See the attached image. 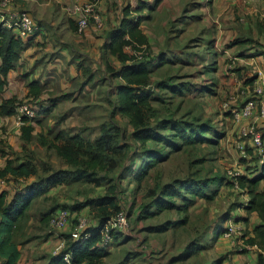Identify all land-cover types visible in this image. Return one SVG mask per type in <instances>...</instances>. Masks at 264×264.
I'll return each instance as SVG.
<instances>
[{
	"label": "rangeland",
	"instance_id": "1",
	"mask_svg": "<svg viewBox=\"0 0 264 264\" xmlns=\"http://www.w3.org/2000/svg\"><path fill=\"white\" fill-rule=\"evenodd\" d=\"M129 4L135 5L136 0H103L101 15L105 25L108 9H113L114 14L110 15L118 23L123 8ZM142 14H148V10ZM166 14L169 21L162 25L160 18L165 19ZM155 16V20L152 18L146 25L144 23L151 43L143 47V58L152 59L162 52L170 61L153 75L152 85L158 80L175 75L178 82L199 85L201 90L175 95L168 90L161 92L155 89L159 96L152 102L155 109L151 114V125L161 123L160 119L195 123L208 121L219 133L225 134V138L218 142L206 141L185 146L181 152L174 151L169 145L155 142L141 145L129 138L133 131L130 119L114 113L116 99L109 91L121 80L115 78L113 73L104 74V80L102 73H95L101 78L99 84L102 87L97 99L83 96L85 87L79 92L68 88L62 92L57 82L51 80V88L59 91L58 95L65 91L74 93L67 101L58 100L54 103L47 116H44L46 114L41 109L51 103L45 102L33 107L38 112L35 121L39 126L37 134L42 133L50 142L60 132L67 136L80 134L86 140L92 141L100 136L102 125L116 123L119 129L124 130L126 141L137 152H143L145 148H156L159 154L166 155V159L155 163L149 175L141 182H137L133 173L123 170L120 164L119 169L108 173L99 169L100 177L106 178L103 187L73 183L53 189L32 206V242L52 239L54 251L57 241L64 239L74 229L77 219L90 215L87 208L71 212V206L104 194L110 185L116 184L123 207L129 212L132 235L121 238L118 235L116 241L119 243L116 244L115 241L111 255L102 264H239L235 261L238 257L245 260L241 264H258V250L242 253L229 240L230 243L221 238L229 220L238 221L248 238L259 220L256 213L248 214L246 208L241 207L247 197L251 198L246 187L240 183L238 189L233 183L225 185L222 180L237 162L242 166L240 170L250 175L253 173L251 170L259 166L258 153L249 147L248 157L240 160V153L236 148L240 126L226 120L224 105L237 99V106H243L245 100L253 96L245 79L255 75L258 68H264L257 57H243L252 55L253 48H260L264 43V26L261 25L264 18V0H165ZM238 38L250 39V43L240 46L236 44ZM209 41L213 43L210 45ZM130 52L133 53V50ZM110 61L113 66L110 67L117 70L118 66L119 69V63L111 58ZM216 66L217 69H213ZM56 76L58 79L60 74ZM65 79L69 78L64 77L62 80ZM205 86L211 90L202 91ZM261 122L258 130H261L260 126L264 130V122ZM159 130L165 134H173L172 127L165 132ZM207 136L210 138V135ZM38 138L42 137L37 135L27 149L16 153L23 159L30 155L39 169L38 178H30L25 184L37 182L58 170H71L54 149L49 150L47 146H42ZM177 141L181 142L180 139ZM2 149L8 152L5 146ZM18 182L13 179L6 186L13 192L24 181ZM174 182H179L181 187L187 185L194 188L205 183L203 192L212 197L195 198L191 193L182 191L181 197L170 198L175 207L139 220L142 207L150 201L146 196L148 190L157 185ZM262 189L264 190V186ZM57 206L60 209L68 208L71 212L67 230H54L50 226V218L47 223L42 222L45 212L42 215L40 213ZM90 217L92 218L91 215ZM179 221L180 225L174 228ZM189 245L196 246V253L182 261H174Z\"/></svg>",
	"mask_w": 264,
	"mask_h": 264
},
{
	"label": "trees",
	"instance_id": "2",
	"mask_svg": "<svg viewBox=\"0 0 264 264\" xmlns=\"http://www.w3.org/2000/svg\"><path fill=\"white\" fill-rule=\"evenodd\" d=\"M159 3L156 2L155 6H158ZM148 6L149 4L144 0H137L135 6L132 7L129 4L124 7L118 26L109 34L105 44V52L109 53L120 64L118 71L109 66L114 77L121 80L113 91L116 98L114 113H119L130 119L133 131L130 133L129 138L141 145L155 142L169 145L168 147L174 151L181 152L185 146L206 141L218 142L225 138L226 135L219 133L208 121L195 123L160 119L161 123L158 122L155 126L151 125V114L154 113L155 109L152 102L154 99H158L157 97L159 96L155 89L161 92L168 90L175 95H179L186 92L193 93L201 90V87L190 82H178L175 75L158 80L155 85H152L155 69L161 63L157 64L155 59H149L148 57L138 59L134 55V52H139L142 47L149 45L148 37L140 27L144 19L142 12ZM134 13H138V15L134 16ZM74 21L76 20L74 19ZM94 25H90V27ZM261 25L262 27L264 26V18L261 21ZM262 32L264 33L263 30ZM24 43V39L18 36L13 29L5 28L0 24V99H2L0 102V118L15 116L18 106L23 102H28L33 107H37L34 104L35 102L29 100H18L16 97L10 99L2 98L8 86V76L12 71L16 70V65L25 49ZM208 43L211 45L213 41ZM248 43H250V39L247 38H238L236 41V44L240 46H245ZM261 45L260 48H253L252 55H243V57H257L264 67V43ZM128 49H132L133 53L128 52ZM169 61L167 60L165 64H169ZM213 69H217V66ZM256 77L257 72L245 80L246 84L252 85ZM27 88V98H38L42 94L40 84L36 81L29 83ZM250 88L253 96L247 98L245 103L248 100H254L257 103L256 106H259L262 96L254 93L253 86H250ZM208 90L211 89L206 86L202 88V91ZM224 115L226 120L233 124V116L226 111ZM249 121H252V119ZM260 122L263 123L264 119L258 121V128ZM27 123L21 127V138L25 149L33 142L35 131L34 126ZM118 127L116 123L102 125L100 136L92 141L86 140L80 134L67 136L62 132L58 133L54 141L50 142L47 147L54 149L57 156L71 170L55 171L39 181L17 190L10 202H7L8 192L4 191L0 194V261H2V264L18 263L20 251L12 239L13 232L15 227H17V222L23 219L34 200L47 195L55 188L73 183H83L98 188L103 187L106 178L100 177L99 169L106 170L108 173L119 169L121 165L123 170L126 169L133 173L137 182H141L149 175L155 163L166 159V155L162 156L159 154L156 148H145L143 152H137L136 148L133 149V146L126 141L124 130ZM169 127L173 129L172 135L159 132V129L164 132L168 131ZM260 129L264 136V130L261 126ZM207 135H210V138H207ZM177 139H180L181 142H178ZM42 143L46 145L45 140ZM26 157L27 159H23V162H20L22 158L18 155L8 159L6 166L0 169V180L5 179L7 176H11L15 180L30 177L38 178V167H36L30 155ZM240 160L243 159L241 158ZM251 171L253 172L251 176L240 179V183L246 187L251 197L249 204L246 206V211L248 214L256 213L260 224L255 227L253 236H250L247 242L251 245H258L264 251V190L261 189L262 185H264V166H256ZM224 179L222 181H224L225 185H232L227 176ZM178 183L157 185L155 188H150L146 195L150 201L142 207L138 219L153 217L175 207V203L170 198L181 197L182 191L191 193L195 198L211 199L212 197V195H207L203 192L205 183L198 185L196 188L187 185L181 187L180 183L178 187ZM57 208L59 207L57 206ZM84 208L88 209L93 218V223L86 230L87 238L73 242L70 240L71 235H66L67 247L65 252L71 256V264H102L103 260L110 254L108 248L101 245L100 230L124 208L122 199L118 195L117 185H110L104 194L76 203L71 206V212H79ZM61 209L68 208L63 207ZM61 209L57 210L56 207H53L47 210L43 214L44 220L48 222L49 218L51 219ZM179 225L180 221L173 227L177 228ZM118 235L120 238L122 236V234H117L116 239H118ZM195 253L196 246L189 245L174 261H182ZM257 262L258 264H264V254L262 252L259 253ZM47 264L67 263L62 256L52 255Z\"/></svg>",
	"mask_w": 264,
	"mask_h": 264
},
{
	"label": "crops",
	"instance_id": "3",
	"mask_svg": "<svg viewBox=\"0 0 264 264\" xmlns=\"http://www.w3.org/2000/svg\"><path fill=\"white\" fill-rule=\"evenodd\" d=\"M144 1L149 4V6L145 8V10H148V14H143L144 19L142 20L140 27L144 34L148 37L150 45L151 38L144 28L146 22H149V20L152 18L155 20V12H159V9H161L165 0H153L151 2L147 0ZM247 1L260 2L262 0ZM70 2H72V0H66V2L63 3H55L51 2L50 0L16 1L15 6L18 10L26 12L33 17L36 29L29 38L24 40L25 49L16 65V70L12 71L8 76V86L3 93V99L16 97L18 100H29L35 102L34 104L36 105L45 102L51 103L48 107H42L41 109L46 114L44 116H47L48 112H51V107L54 103H56L58 100L67 101L71 97V94L74 93H67L65 91L64 94L58 95L59 91L51 88V80H54V83L57 82V86H59L61 90L68 88L79 92L83 87H85L86 92H84L83 96H87L89 99L91 97H95L94 99L98 98L97 95L102 89L101 85L99 84L101 78H99L97 74L95 75V73L97 72L99 75L102 73L103 80L106 78L104 74L109 72L112 74V71L109 69V66H112V64L110 65V58L116 62L117 60L109 53L105 52V44L107 43L109 34L115 30L119 22L115 23V20L110 15L114 14L113 9H108L107 15L105 16L106 25L104 22L102 28L91 26L83 34H79L76 31V21H74V19L68 15V12L65 8V6ZM156 2H160L158 6H155ZM135 5L131 6L133 7ZM135 15H138V13H134V16ZM160 21L162 22V25H166V22L169 21V16L166 14L165 19L161 20L160 18ZM130 50L132 49H128V52H130ZM164 54L165 53L160 52L159 54L155 55V58H153L157 64L161 63L155 69V73L164 67L166 65L165 62L169 60L168 56H165ZM259 62L261 63L260 60ZM116 68L117 70L114 68L113 69L118 71V66ZM57 74H60V77L58 78L59 80L56 79ZM64 77H68L69 79L62 80ZM95 77L97 79H94ZM249 77H251V75L246 79ZM33 81H36L40 84L42 94L38 98H27V86ZM117 84H115V86ZM247 85L249 87V84ZM115 86L111 91H109L110 94L114 95L113 91ZM250 86H253V84ZM62 92H64V90ZM1 101L2 99H0V102ZM82 101L83 100L81 99L80 102ZM35 121L36 119L27 123L34 126L35 128L34 139L37 138V135H40L42 138H38L40 139L39 143L42 146H48L50 141L47 140L42 133L37 134L39 126L35 124ZM38 123L41 125L40 121H38ZM44 140L46 141V145L42 143ZM2 146H5V149L8 152L2 149ZM24 149L25 146L21 138V128L17 127L14 116L0 118V169H3L6 166L8 159L14 158L16 155H18L16 154L17 152L22 153ZM20 162H23V158L20 160ZM30 178H19L17 180L19 181L18 183L24 182L20 188L15 189V191L12 192L6 185H8L11 181L13 182V178L11 176H7L5 179L0 180V194L4 191L8 192L9 195L7 197V202H10L17 190H21L25 186L31 184H25V181H28ZM38 199L32 202L30 209L26 212V215L23 217V219L17 222V227H15L13 232L12 239L17 244L20 251V258L17 264H47L50 256L53 255L52 239L39 242L35 240L32 242L34 240V236H32L31 231V225L33 222L30 219V214L32 206ZM44 212L46 211H43L40 214L42 215ZM243 220L245 222L244 218ZM42 222L47 223L44 218ZM259 224L260 220H258L254 225L253 231ZM253 231L249 234L250 236H253ZM221 238L225 242L230 243L228 240H225L222 235ZM117 243H119V241H116V244ZM108 251L111 255L113 246L109 247ZM235 261L239 264L245 262V260L240 257L235 259ZM1 262L2 261H0V264H2Z\"/></svg>",
	"mask_w": 264,
	"mask_h": 264
},
{
	"label": "built area",
	"instance_id": "4",
	"mask_svg": "<svg viewBox=\"0 0 264 264\" xmlns=\"http://www.w3.org/2000/svg\"><path fill=\"white\" fill-rule=\"evenodd\" d=\"M16 1L0 0V23L5 28L13 29L18 36L25 40L35 32L36 25L30 14L16 8ZM51 1L55 3L66 2V0ZM102 3L103 0H72V2L65 6L68 15L76 20V28L79 34H83L90 27L91 23H94L97 28L103 27L104 20L101 15ZM142 49L139 52H134V55L138 59H142L144 56V50ZM253 91L256 95L262 96L259 106H256L257 103L254 100H248L243 106L238 107L236 104L237 99H232L224 105V111L233 116V124L240 126L239 140L236 143V148L240 153V159L247 158L249 148H251L259 155V166H264V136L257 127L258 121L264 119V70L261 68L257 69V77L253 82ZM14 118L17 127L21 128L26 122L34 121L37 118V112L31 104L23 102L18 106ZM251 119L252 121H249ZM241 168V164L237 162L227 172L228 180L238 189L240 188V179L251 176L241 171ZM249 200L247 197L241 207L246 208ZM70 219V211L68 209H61L51 217L50 226L54 230H65L69 226ZM237 222L229 220L228 226L223 231V238L229 240L235 247H238L237 251L242 253L258 250L264 254V251L258 245H251L247 242L249 239L248 234L244 232L242 225ZM92 223L93 219L90 216L79 217L74 229L70 232V240L73 242L85 240L87 238L86 230ZM100 234L101 245L106 248L111 247L115 243L117 234L131 237L132 229L129 224L127 210L123 208L113 216L102 227ZM66 247L67 240L61 238L52 254L62 256L67 264H71V256L65 252Z\"/></svg>",
	"mask_w": 264,
	"mask_h": 264
}]
</instances>
